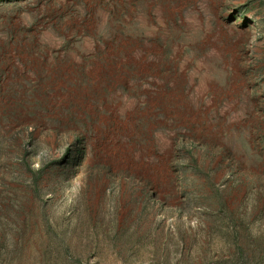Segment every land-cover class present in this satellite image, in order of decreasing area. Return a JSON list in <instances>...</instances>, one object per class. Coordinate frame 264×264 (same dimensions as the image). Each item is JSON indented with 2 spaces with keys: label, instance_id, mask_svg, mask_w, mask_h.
I'll return each mask as SVG.
<instances>
[{
  "label": "rangeland",
  "instance_id": "rangeland-1",
  "mask_svg": "<svg viewBox=\"0 0 264 264\" xmlns=\"http://www.w3.org/2000/svg\"><path fill=\"white\" fill-rule=\"evenodd\" d=\"M0 264H264V0H0Z\"/></svg>",
  "mask_w": 264,
  "mask_h": 264
}]
</instances>
